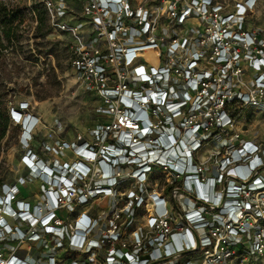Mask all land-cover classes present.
<instances>
[{"label":"built area","instance_id":"built-area-1","mask_svg":"<svg viewBox=\"0 0 264 264\" xmlns=\"http://www.w3.org/2000/svg\"><path fill=\"white\" fill-rule=\"evenodd\" d=\"M35 1L65 38L69 67L106 121L88 141L60 144L73 161L51 165L29 149L21 156L43 186L44 204L18 201L14 186H2L0 264H36L3 259L1 247L58 235L61 210L99 196L113 198L101 264L264 258V139H242L231 114L264 115V36L245 30L243 21L255 0H223L231 12L219 0ZM242 62L253 73L248 82L238 79ZM25 108L9 109L23 143L36 125ZM212 129L230 131L234 142L206 177L194 152ZM155 173L170 180L147 192ZM128 180L134 190L122 189ZM68 225L66 245L93 254L99 243L88 233L95 220L80 213Z\"/></svg>","mask_w":264,"mask_h":264},{"label":"rangeland","instance_id":"rangeland-1","mask_svg":"<svg viewBox=\"0 0 264 264\" xmlns=\"http://www.w3.org/2000/svg\"><path fill=\"white\" fill-rule=\"evenodd\" d=\"M8 8L22 9L23 19L18 25L17 42L7 45L0 35V100L4 104L8 124L0 137V194L3 185L14 186L17 190L15 199L29 205L44 204L43 186L40 181L29 176L21 164V156L31 150L41 160L51 165L74 160L69 150L58 151L62 142L71 144L77 138L88 141L91 130L106 121L99 113L98 100L83 88L68 64L65 38L56 30L45 25L36 33V15L33 0H1ZM224 11L231 12V2L219 0ZM245 30L258 32L264 36V0H255L254 8L245 14ZM39 34H42L39 36ZM243 82H248L252 72L242 62L240 64ZM210 69H212L210 67ZM26 105L24 113L36 119L35 128L29 133V140L22 141V128L14 125L9 117L11 107ZM234 118L233 130L242 139L261 142L264 139V115L253 111L231 108ZM203 115L198 118L203 121ZM233 131V132H234ZM231 132H218L211 136L200 137V146L194 152L195 161L203 165L204 176L213 174L215 162L222 158L224 149H229ZM124 173V172H123ZM170 178L158 173L150 176L144 184L147 192L162 188L163 180ZM157 184V187L155 186ZM124 190L136 187L133 181H126ZM119 205V203H118ZM113 209V198L95 197L83 205H74L59 212L62 219L61 233L42 237L38 241L16 240L6 242L1 247L6 259L10 255L27 262L46 264L48 259L53 264H101L105 243L100 242L101 233L108 229V219ZM80 213L87 214L95 225L88 233V238L98 241V248L93 254H83L68 247L66 236L72 230L71 224ZM142 222L136 218L134 225ZM24 230L23 224H16ZM35 230V229H34ZM230 264H264V258L245 257Z\"/></svg>","mask_w":264,"mask_h":264},{"label":"trees","instance_id":"trees-1","mask_svg":"<svg viewBox=\"0 0 264 264\" xmlns=\"http://www.w3.org/2000/svg\"><path fill=\"white\" fill-rule=\"evenodd\" d=\"M32 7L34 13L36 15V33L40 31V29L45 25L46 16L44 10L41 6L33 0ZM22 9L20 8H8L4 2L0 0V35L1 38L5 41L7 45H11L17 42V30L18 25L20 24L21 20L23 19ZM42 34H39L41 36ZM8 124V118L6 116L5 108L3 102L0 100V137L2 136L5 128ZM219 130L212 129L209 132V135L215 136L217 135Z\"/></svg>","mask_w":264,"mask_h":264}]
</instances>
